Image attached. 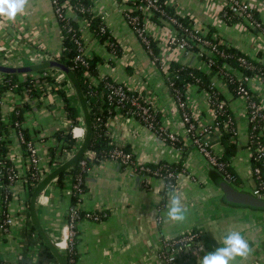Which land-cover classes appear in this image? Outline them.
Masks as SVG:
<instances>
[{"label":"crops","instance_id":"crops-1","mask_svg":"<svg viewBox=\"0 0 264 264\" xmlns=\"http://www.w3.org/2000/svg\"><path fill=\"white\" fill-rule=\"evenodd\" d=\"M169 1L176 2L182 10L191 14L201 27L213 26L224 43L234 46L254 60L264 62V36L249 28L245 22L221 21L217 15L220 7L216 1ZM246 1L257 10L259 18L264 22V0ZM93 3L97 13L104 16L112 36L121 47V54L115 57L110 53L106 42L100 43L84 31L86 52L102 58L99 76H109L115 82L148 92L155 105L163 111L164 125L172 132L184 134L179 109L164 83L162 71L125 21L122 10L126 5L123 0H93ZM162 45L161 41L157 42L159 48ZM60 47L61 32L51 0H29L24 13L18 14L12 21L0 17L1 65L19 67L32 64L29 58L33 54L38 56L37 52L42 51L56 55ZM170 54L175 55V59L183 64L206 69L194 52L186 55L179 51ZM170 54L164 57L168 59ZM249 85L264 107V85L255 79ZM217 87L227 100L231 99V94L221 81L217 82ZM66 90L70 99L78 106L76 94L70 84ZM23 99V95L13 91L4 93L1 109L4 120L9 119L12 106L21 105ZM188 100L200 122H211L212 116L203 92L192 87ZM28 102L30 108L24 114L23 126L30 130L35 140L33 144L43 176L53 169L48 165L46 147L53 144L55 139L49 137L45 140L41 137L50 136L54 131L68 130L69 121L65 118L62 101L55 92ZM230 104L237 121L238 150L231 158V166L237 176L235 185L253 193L250 151L246 146L247 116L241 99H233ZM76 128V131L83 128L84 136L82 123ZM108 130L117 143L130 146L139 162L178 163L183 170L178 173L173 191L164 193L165 184L162 179L149 177V186L145 187L141 175L131 173L114 161H103L92 167L86 176L87 190L79 205L85 211H102L107 216L101 221L84 218L78 222L74 264H166L157 256L162 242L189 230L198 232V237L179 254L173 264H197V256L193 253L198 252L203 256L205 252L222 247L225 235L231 231L239 232L251 249L247 257H237L233 264H264V213L226 206L221 200L219 189L221 175L198 150L191 147L182 151L170 146L137 119L125 118L119 113L109 120ZM8 137V157L21 174L24 169L23 148L15 133ZM82 138L77 140L79 145ZM185 143L183 141L184 145ZM209 144L216 153L222 151L219 133L209 136ZM69 183L68 177L60 189L54 184V180L51 181L36 203L38 221L53 242L67 239L68 229L64 215L69 206V196L65 193ZM10 192L7 211L16 221L3 236L0 259L13 264L24 255L29 263L35 264L38 260L39 242L36 241L25 253L20 242L21 229L29 218L27 214L29 216L31 195L29 196L21 179L14 182ZM172 194L179 195L182 205L188 210L187 219L183 223L165 222L162 219ZM200 247H203V252L199 251ZM58 249L63 254L66 253L65 249ZM49 264L58 263L51 261Z\"/></svg>","mask_w":264,"mask_h":264},{"label":"trees","instance_id":"trees-1","mask_svg":"<svg viewBox=\"0 0 264 264\" xmlns=\"http://www.w3.org/2000/svg\"><path fill=\"white\" fill-rule=\"evenodd\" d=\"M69 3L70 9L73 10L72 12H74V14H71L66 10L64 12L63 18L57 19L61 32V47L59 53L54 56L57 61H60L61 63L67 65L72 70V73L82 91L87 104L91 123V136L87 149L93 150L95 152V158L87 161L85 166H81L79 163V160L83 157L81 156L80 159L71 167L60 172L54 181V184L61 189L65 185L68 177L70 185L76 184L78 181L77 179L80 178L79 187L81 191H75L69 195L68 211L64 215V219L66 223H68L71 221L70 214L74 213L72 218L74 233L70 241L69 249L66 250L65 253L67 264H74L76 259L74 246L77 234L76 227L78 222L84 218L101 221L104 220V218H106L107 216V214L102 211H85L80 208L79 203H81L82 196L87 190L86 176L88 175L89 171L92 169V167L96 166L102 160H109L110 152L114 148V143L111 141V138L108 134L107 122L110 118H112V116L117 113V111L115 110L114 104L109 105V103L107 102V94L109 92L108 84L119 83L112 80L109 76H105L101 79L99 78V64L102 62V58L99 55L93 54L91 57H84V62L82 60H76L74 58L75 54H77V45L70 38V33L66 30L67 24L75 29L77 35H81L80 19H85L86 25H84V31L86 30L100 43H104L107 41L116 44L117 41L112 36L105 20L102 19L100 15H96L94 13L93 0H69ZM164 7V11L166 14H173L175 12L174 5H165ZM254 14L258 19H260L256 11ZM157 16H155L153 20L159 23L160 19ZM176 17L184 24L188 25L190 23V20L188 18L178 15H176ZM101 28H104V31H102ZM213 34L218 37V40H222L221 37L217 34L216 29L213 26H209L208 30L206 31V35L207 37H210ZM81 42L84 46H86L83 39L81 40ZM190 43L191 51H193L194 53L201 50V47L194 40H190ZM221 43L222 44H219V47L224 48L229 53L230 56L228 58L220 59L213 66L207 67L206 69L198 66L186 65L178 61H172L169 64V75L167 77L164 76V83L173 98L175 96V90L183 93L186 89L187 84H195L197 86L196 88H198V90H200L201 92L207 91L211 94V106L216 112V117L213 121V124L215 122H218L217 133H219V142L222 146L220 160L226 163L227 170L230 171L237 180V176L235 175L231 166V158L236 154L238 150L236 138L237 121L230 102L233 99L238 98V95H236L235 93V87L238 82L229 84L227 86V90L231 94L230 100H227L225 98L223 93L216 85L211 86V84L216 79V71L220 67H223V69H225L226 66L237 68L247 77H251L255 73H261L262 81L264 83V62L261 60H254L250 58L234 46L224 43V41H221ZM107 46L110 49L111 45L109 46V44H107ZM111 47L113 48V46ZM150 47L154 55H157V53L159 52L157 42L152 41ZM113 49L115 50L117 55L121 54L119 45H116ZM239 57H244L248 64L252 67V69H248L247 67L239 65ZM205 58L206 55L199 56V59L202 63ZM56 73L57 69L55 68H46L40 71L25 74L2 73L3 80L0 84L1 93L13 91L22 96L24 94V89H29L28 95L31 98L38 99L41 97H45L49 93L55 92L61 99L65 118L69 121L68 130L54 131V133L50 136L47 135L41 137L45 140L49 137H54L55 139V142L53 144L47 145L46 147L48 155V165H50V168L55 165L57 167L62 164L67 160L66 153L73 152V149L76 147L78 142L76 141V139L72 138L70 130L72 126L81 124L80 110L78 106L72 101V99H70L68 91L66 90L68 81L65 78H57ZM91 78L96 79V82H94L95 80H92ZM218 78H220V76L217 77V79ZM196 79H198L199 81H196ZM224 80L226 81V79ZM128 93L130 94L131 92ZM251 93L253 101L255 103H258L259 97H256L253 91H251ZM220 100H224L225 104L221 108H218L217 104ZM29 108L30 103L25 102L23 107L16 108L15 112L8 120H4L3 118H1L0 113V129H2L6 135L5 138L0 139V162L4 164V166H1L0 164V168H2L3 170L2 177L4 184H9V175H12L13 179L15 180L21 179L24 186L27 187L30 196L42 175V170L39 171L38 168L33 165V163H28L24 156V163L22 162L24 165V169L22 170V173L19 174L16 169L15 163L8 157V136L11 133H15L17 135L19 132L22 135L21 146L23 148V155L26 154V144L33 143L35 141L32 138L30 130L27 127L23 126V122L25 120L24 114ZM130 110L131 107L129 102H125L124 107L120 109L119 114L122 117H132L141 122L139 117L136 114H132ZM261 112L264 113V110H261ZM179 113L181 115L180 109ZM226 119H230L232 121L228 128H224V126L222 125L223 121H225ZM155 121L157 124L162 123V116L160 112L156 113ZM262 124L263 120L259 117L247 122L248 140L246 146L250 151L249 158L251 167H258L261 171V175L264 176V167L262 166V164L264 163V156H260L256 151V147L258 145H264V132L260 131ZM183 141H186L185 127L184 134H178V140L174 143V147L180 148L182 151L194 147L193 144L188 143L187 141L184 145ZM123 147L126 151H131L129 145H124ZM134 157L133 159L135 160ZM146 166L149 168V172L146 174L154 177H164L165 182L169 184H175L177 181V174L183 170L180 164L169 163L166 161L148 162ZM211 167L217 170L214 166L211 165ZM153 172H157V175H154ZM219 173L222 178L226 179L220 171ZM168 174H171V176H169ZM222 178H220V180ZM236 180L231 182L236 184ZM10 183L12 184V182ZM144 185L145 187L149 186L145 183ZM167 189L168 187L164 189V193L167 192ZM7 194L10 200V190H8ZM4 207L7 211V204H5ZM27 213L28 207L26 214ZM27 217H29L28 214ZM7 228L8 232L10 230V227ZM3 236L4 235L1 236V240L3 239ZM20 237V242L23 247L24 253L28 251L36 241L39 242L40 247L38 252V260L35 264H49V262L51 261L56 262V259L49 248L42 241V239L37 236V231L31 224L29 218L21 229ZM17 263L32 264L29 263L24 255L21 256Z\"/></svg>","mask_w":264,"mask_h":264},{"label":"built area","instance_id":"built-area-1","mask_svg":"<svg viewBox=\"0 0 264 264\" xmlns=\"http://www.w3.org/2000/svg\"><path fill=\"white\" fill-rule=\"evenodd\" d=\"M214 1H216L217 5L220 7L217 12V15L221 21L225 23L245 22L249 28L260 32L264 36V22L255 16L254 13L255 11L257 12V10L254 7H252V5H250L246 0H214ZM123 2L126 5L125 9L122 10L125 21L133 29L138 39L144 45L147 54L152 58V60L156 64H158L159 69L162 71L165 77L169 75V64L172 61L180 62V60L175 59V55H171L170 53H176L179 51L182 54L186 55L190 52H193L191 51L190 40H194L201 47V50L196 52L198 57L201 55H206V58L203 61V64L206 68L213 66L218 60L226 59L230 56L229 53L224 48L219 47V44H222L221 43L222 40L221 41L218 40V37L214 34L211 35L210 37H207L206 31L208 30V28L201 27L196 21V19L188 12L182 10L181 6H179L176 2H172L169 0H165V1L123 0ZM51 3L57 19L63 18L64 12L66 10L69 11V13L74 14V12H72L73 10L70 9L69 0H64V1L51 0ZM165 5H174L175 12L173 14H166L164 11ZM93 7H94V13L96 15H100L101 18L104 19L103 15L97 13L95 6ZM176 15L188 18L190 20V23L188 25L182 23L176 17ZM155 16L159 17L160 19L159 23L153 20ZM80 23H81V28H80L81 35H77L75 29L69 24L66 25V30L70 33V38L77 45V54H75L74 58L76 60L83 61L84 57H91L92 55L86 52V47L81 42V40L83 39V34H84L83 28L85 27L84 25H86V20L80 19ZM101 30L104 31V28H101ZM152 41H156V42L161 41L163 43L162 47L159 48V52L157 53V55H154L150 47ZM106 43L109 44V46L110 45L113 46V48H115L116 45L117 46L119 45L120 47V43L117 42L116 44H114L106 41ZM111 46H110V53H112L115 57L119 56L116 54L115 50ZM37 54L38 56L33 54L29 58L32 64L38 63L45 59H55L54 55H50L47 52L44 53L42 51H38ZM168 54H170L169 55L170 58L167 59L164 56ZM238 63L243 67L252 69V67L248 64V62L244 57H239ZM56 75L57 78H65V76L59 70H57ZM219 76L220 78L217 79V77ZM103 77L105 76L102 75L99 76L100 79ZM215 77L216 79L211 84V86L214 85L217 86V82L221 81L223 85L227 88L229 84L238 82L235 87V93L236 95H238L237 97L241 99L243 103L244 112L246 113L247 116V122L257 117L261 118L263 120V124L261 125L260 131L264 132V113L261 112V110H264V107L260 101V98L258 103H255L253 101L252 93H251L252 90L249 85L252 79L257 80L264 85L262 81L261 73H255L251 77H247L237 68L226 66L225 69H223V67H220L216 71ZM91 79L96 80L94 78ZM224 79H226V81ZM2 80H3V76L2 73L0 72V84ZM196 81L199 80L196 79ZM69 84L70 83L68 82V85ZM192 87H197V86L195 84H187L186 89L183 93H180L179 91L174 89L175 90L174 99L178 109L181 110L180 117L185 127L186 141L188 143L193 144L194 148L198 150L199 153H201L206 158L207 162L210 165L214 166L218 171H220L223 174V176L226 178V180H228L229 182L235 181L236 177L230 171L227 170L226 163L220 160L221 152L216 153L209 144V136L218 132L217 131L218 122H215L213 124V121L215 120L216 117V112L211 106V94L208 93L207 91L203 92L208 105V109L212 116L211 122L203 123L197 119L196 113L193 110L190 101L188 100L189 91ZM108 89L109 92L107 94V102L109 103V105L112 104L115 105V110L117 111V113H119L120 109L124 107L125 102H129L131 107L130 110L131 113L136 114L141 120V123L144 126H146L148 129H150L152 132H154L155 135L160 140L174 147V143L178 140V133L170 131L164 125L163 121L160 124L156 123L155 121L156 113L160 112L163 119V111H161L162 109H159L155 105L154 101L151 99V95L148 92H144L143 90L137 88L129 87L124 83L108 84ZM28 91L29 89H24V94H23L24 99L21 105L12 106L9 118L15 112L16 108L23 107L25 102L36 99V98H31L28 95ZM128 92L131 93L129 94ZM3 95L4 93L0 92V113L3 105ZM256 97L258 96L256 95ZM224 104L225 101L220 100L217 106L218 108H221ZM1 118H3L2 114H1ZM108 122H107V129H108ZM231 123L232 121L230 119H226L225 121H223L222 125L224 126V128H228V126ZM77 126L79 125L72 126L70 130L72 138L76 139V141L78 140V138L84 137L82 130L83 128H81V130L77 132L76 131ZM108 134H109V130H108ZM5 137H6L5 133L3 132L2 129H0V139ZM17 137L21 143L22 135L19 132L17 134ZM109 137L111 138V141L114 143V148L110 152L109 160L119 163L123 168L128 169L131 173L134 174L136 173L141 175L144 178V183L148 184L149 182L148 178L154 177L146 174L149 172V168L146 166L148 162L147 163L139 162L136 159V157H134L135 155L133 154L132 151H126L123 147L124 146L123 144L117 143L110 135ZM78 145L79 142L76 145V147L73 149V152L66 153L67 154L66 159H68L75 153L76 149L78 148ZM256 151L260 156H264V145H258L256 147ZM133 157L135 158V160L133 159ZM94 158H95V152L93 150L87 149L84 152L83 157L79 160V163L81 166H85L87 161ZM9 159L12 160L11 158ZM25 159L28 163H33V165H35L39 171L41 170L39 168V158L33 143L26 144ZM103 161H107V160H102L101 162ZM0 164L1 166H4L2 162H0ZM262 166L264 167V163L262 164ZM54 167H56V165L51 168ZM153 174L157 175V172H153ZM168 175L171 176V174ZM2 176H3V170L2 168H0V244L2 241L1 236L7 233V229H8L7 227H10L16 221L15 218L12 217L8 213V211L5 210L4 205L8 204L9 202V196H7L8 190H10L11 186L17 180L13 179L12 175H9L8 179L10 182H12V184L10 182L9 184H4ZM250 177L254 184L253 194L259 197H264V176L261 175L260 169L258 167L252 168L250 165ZM157 178L162 179L164 181L165 189L168 187L167 191H170V189L173 190L174 187L176 186V183L175 184L166 183L164 177H157ZM77 180L78 181L76 184L73 185L69 184L66 187L65 193L68 196L75 191L77 192L81 191L79 187L80 178H78ZM41 197L42 195L39 197V199ZM70 215H71V221L66 223V227L68 229V235L66 236L67 239L63 241L54 242L56 247L63 248L65 250L69 249L70 241L74 233L73 225H72V218L74 213H71ZM197 237H198V232L189 230L180 235L164 240L162 242V245L157 251L158 258L163 260L166 264H173L176 258L179 256V254H181L184 249L190 246L197 239ZM0 264H11V263L0 259ZM13 264H18V263L16 262Z\"/></svg>","mask_w":264,"mask_h":264},{"label":"water","instance_id":"water-1","mask_svg":"<svg viewBox=\"0 0 264 264\" xmlns=\"http://www.w3.org/2000/svg\"><path fill=\"white\" fill-rule=\"evenodd\" d=\"M46 68H55L59 70L72 86L76 94L78 108L81 113V122L84 127L85 134L80 145L78 146L75 153L71 157H69L59 166L48 171L39 179L30 197L29 219L31 221V224L35 227L38 235L41 237L42 241L46 244V246L49 248L51 253L54 255L57 263L67 264L65 254H63L58 249V247H56L54 242L47 236L44 229L40 225L36 215V203L38 202L39 197L43 194L45 188L49 185V183L53 181L60 172L71 167L75 162H77L80 159V157L83 156L84 152L87 150L91 136V123H90V116L86 101L79 87V84L72 73V70L67 65L61 63L60 61H57L55 59H45L38 63H33L19 67H12V66H6L0 64V72L6 74L32 73ZM220 178L222 177L220 176ZM219 189L221 191V200L226 206L243 208L254 213L256 212L264 213V197H259L254 195L250 191L239 189L234 183L229 182L224 178L220 180Z\"/></svg>","mask_w":264,"mask_h":264},{"label":"clouds","instance_id":"clouds-1","mask_svg":"<svg viewBox=\"0 0 264 264\" xmlns=\"http://www.w3.org/2000/svg\"><path fill=\"white\" fill-rule=\"evenodd\" d=\"M29 0H0V17L12 21L18 14L24 13ZM170 191H173L170 189ZM187 208L182 205L181 197L176 194L170 196L169 203L162 219L165 222L183 223L187 219ZM203 252V247H200ZM251 249L248 241L237 231L227 233L223 239V246L213 251L197 256V264H233L237 257L245 258Z\"/></svg>","mask_w":264,"mask_h":264},{"label":"rangeland","instance_id":"rangeland-1","mask_svg":"<svg viewBox=\"0 0 264 264\" xmlns=\"http://www.w3.org/2000/svg\"><path fill=\"white\" fill-rule=\"evenodd\" d=\"M30 62V61H29ZM27 65H29V63H27Z\"/></svg>","mask_w":264,"mask_h":264},{"label":"bare ground","instance_id":"bare-ground-1","mask_svg":"<svg viewBox=\"0 0 264 264\" xmlns=\"http://www.w3.org/2000/svg\"><path fill=\"white\" fill-rule=\"evenodd\" d=\"M78 130V129H77ZM78 132V131H77Z\"/></svg>","mask_w":264,"mask_h":264}]
</instances>
